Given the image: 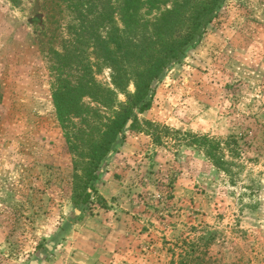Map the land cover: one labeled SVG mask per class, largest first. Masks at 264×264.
<instances>
[{
    "label": "rangeland",
    "instance_id": "1",
    "mask_svg": "<svg viewBox=\"0 0 264 264\" xmlns=\"http://www.w3.org/2000/svg\"><path fill=\"white\" fill-rule=\"evenodd\" d=\"M117 7L0 0V264H264V0L221 3L100 165L93 184L105 202L76 205L83 173L54 88L93 79L114 89L104 59L122 30L108 13ZM176 132L224 142L233 178L186 142L175 146Z\"/></svg>",
    "mask_w": 264,
    "mask_h": 264
},
{
    "label": "trees",
    "instance_id": "2",
    "mask_svg": "<svg viewBox=\"0 0 264 264\" xmlns=\"http://www.w3.org/2000/svg\"><path fill=\"white\" fill-rule=\"evenodd\" d=\"M223 1L115 0L118 7L108 13H118L122 30H113L104 59L110 66L114 89L96 88L92 86L93 79L77 87L54 88L57 118L75 157V168L83 173L77 175L75 187L78 207L88 206L95 197L98 203L105 202L93 184L99 178L100 165L115 152L113 147L119 140L125 141L126 131L136 128L140 120L135 111L142 114L150 109L154 84L169 66L180 61L187 48L199 42ZM145 15L152 18L145 21ZM119 93L126 97L124 102L118 99ZM85 96H91L96 104L83 103ZM145 126L154 141L162 144V135L151 131L158 126L151 122ZM165 130L166 134L170 132L168 128ZM175 135V146L186 142L233 178L232 164L224 159V142L209 135H188L186 140L178 132ZM231 144L232 141L225 143L227 147Z\"/></svg>",
    "mask_w": 264,
    "mask_h": 264
}]
</instances>
